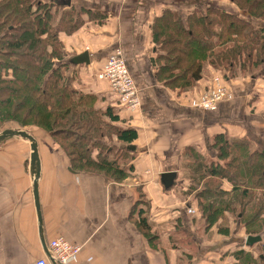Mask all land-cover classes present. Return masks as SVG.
I'll return each instance as SVG.
<instances>
[{
	"label": "crops",
	"instance_id": "0c3cea01",
	"mask_svg": "<svg viewBox=\"0 0 264 264\" xmlns=\"http://www.w3.org/2000/svg\"><path fill=\"white\" fill-rule=\"evenodd\" d=\"M65 2L62 0L64 8L72 6L85 12L80 29L70 35L59 33L64 55L66 59L83 51L89 55L88 64L70 65V82L77 91L92 94L95 107L109 108L117 115L116 124L135 129L137 137L130 143L134 147L130 150L132 169L120 181L100 172L74 171L46 132L39 128L27 130L37 142L40 160L39 225L28 143L23 139L17 144L10 137L0 141V264H31L39 257L53 261L48 242L56 236L80 246L70 264L233 261L223 251L234 244L238 247L239 237H233L239 230L238 222L231 224L229 236L220 235L215 227L208 229L211 236L198 235L193 223L200 215L185 170L189 153L216 158L212 141L219 134L246 140L252 149L264 148V79L249 72L223 78V71L206 64L191 87L179 89L157 75V57L162 52L152 42L150 27L154 19L164 9L176 11L185 19L191 10L203 11L210 0ZM88 11L101 17L90 19ZM117 46L137 89L140 105L133 112L120 106L108 83L97 77ZM214 75L222 76L231 93L229 99L210 110L193 106L203 93L214 88ZM168 171L174 176L165 185L161 174ZM222 188H231L226 179ZM138 208L157 234L152 243L137 226ZM198 223L200 231L204 230Z\"/></svg>",
	"mask_w": 264,
	"mask_h": 264
},
{
	"label": "trees",
	"instance_id": "16d2710c",
	"mask_svg": "<svg viewBox=\"0 0 264 264\" xmlns=\"http://www.w3.org/2000/svg\"><path fill=\"white\" fill-rule=\"evenodd\" d=\"M210 1L185 19L164 9L150 27L152 42L162 52L157 75L172 88L191 87L206 64L223 71V78L249 72L264 79V0ZM215 1L226 2L232 10ZM62 6V0H0V126L42 129L72 170L100 172L120 181L132 169L129 146L137 134L116 124L118 117L109 108L95 107L92 94L72 86L71 56L66 59L58 36L80 29L85 11ZM87 14L90 19L101 17ZM212 144L215 159L189 153L185 170L201 223L229 232L224 224L234 217L244 235H258L264 230V154L246 140L223 134L213 137ZM225 179L229 190L222 188ZM142 212L138 208L136 223L152 243L157 234ZM259 248L261 253L234 250L232 264H264V238Z\"/></svg>",
	"mask_w": 264,
	"mask_h": 264
},
{
	"label": "built area",
	"instance_id": "2783aa9c",
	"mask_svg": "<svg viewBox=\"0 0 264 264\" xmlns=\"http://www.w3.org/2000/svg\"><path fill=\"white\" fill-rule=\"evenodd\" d=\"M122 50L115 47L106 59L101 71L97 74L98 79L108 83L111 92L116 94L119 105L126 111L133 112L139 108L140 102L133 78L127 71ZM222 76H214L212 82L214 88L203 93L193 104L199 108H209L216 102L230 97V91L222 81ZM52 260L47 257H39L31 264H70L80 251V246L69 242L63 236H56L48 242Z\"/></svg>",
	"mask_w": 264,
	"mask_h": 264
},
{
	"label": "water",
	"instance_id": "95a60500",
	"mask_svg": "<svg viewBox=\"0 0 264 264\" xmlns=\"http://www.w3.org/2000/svg\"><path fill=\"white\" fill-rule=\"evenodd\" d=\"M69 0L65 2L66 5H69ZM72 64H88L89 63V55L87 51L81 52L78 55H75L70 58L69 60ZM20 137L27 141L30 148V154H29V172L32 179V194H33V200L34 205L37 213L38 218V224L41 225V215H40V206L38 202V177H39V171H40V160L38 155V149H37V142L34 139V137L25 130L21 129H4L0 132V141L4 140L8 137ZM130 150L134 149L132 145L129 146ZM261 152L264 154V148L261 150ZM174 173L173 172H164L161 174V180L165 185H169L171 179L173 178ZM261 235H246L244 244L247 246H251L257 242L261 241ZM42 241V240H41ZM43 247L46 250V254L49 255V252L47 251V248L45 244L43 243Z\"/></svg>",
	"mask_w": 264,
	"mask_h": 264
},
{
	"label": "rangeland",
	"instance_id": "374dc122",
	"mask_svg": "<svg viewBox=\"0 0 264 264\" xmlns=\"http://www.w3.org/2000/svg\"><path fill=\"white\" fill-rule=\"evenodd\" d=\"M226 2H222L221 4L220 3H218V2H214V5H220V6H224L225 8H227V9H229V10H232L231 8H229V6H227L226 4H225ZM214 76H216V75H214ZM213 76V77H214ZM212 77V78H213ZM225 84V83H224ZM225 86H226V84H225ZM227 88H228V86H226ZM229 90V89H228ZM229 98H224V99H222V100H220V101H218V102H216L213 106H211V107H209V108H202V109H204V110H210V109H213L216 105H218V103H220V102H222V101H225V100H228ZM193 106H194V104H192ZM15 129V126H10V125H7V124H3V125H1L0 126V132L2 131V130H4V129ZM31 129H33V128H31ZM28 130H30V128L28 129ZM43 131V130H42ZM45 132V131H44ZM48 134V133H47ZM48 137H49V135H48ZM11 139H13V142L14 143H17V144H21V143H23V139L22 138H20V137H10ZM50 138V137H49ZM50 141L52 142V143H54L52 140H51V138H50ZM27 145V144H26ZM27 146H29V144L27 145ZM60 149V151H61V153L64 155V157H65V154L63 153V151L61 150V148H59ZM66 158V157H65ZM67 160V159H66ZM141 206V205H140ZM143 207L145 208L146 207V204H143ZM228 221H226V223L224 224V225H228L229 226V229H230V227H231V224H234V223H236L237 222V220L236 219H234V217H228V219H227ZM198 221L201 223V219L199 218V220H198V218H196V220H194V222L195 223H193L194 225V229H195V227H196V230H195V232H197V233H199L198 235H203V236H211V232H208V229H206V228H204V226H203V224H202V226H203V228H204V230L203 229H201L202 231H200V225H199V223H198ZM238 228H239V230H238V232H235V233H233V235L234 234H236L238 237H239V244H238V247L236 248L235 247V244L233 245V247L232 248H229V249H226V248H224V251H223V255L224 256H229V257H233V261L232 260H229V262H225V263H223V264H232V263H234L235 261H236V259H235V257H234V255H233V253H234V250H236V249H244V250H253L254 252H259V253H261V251H260V248H259V244H260V242H257V243H255V244H253V245H251V246H247V245H245L244 244V240H245V237H246V235H244V232H243V227H242V225H241V223H240V221H238ZM233 227H234V225H233ZM228 229V228H227ZM206 231V232H205ZM217 232V231H216ZM219 233V232H218ZM220 235H224V236H229V234H231V232L229 231V232H227V231H222V233H219ZM260 235H261V240H263V238H264V230H261V232L259 233ZM233 237H235V235L233 236ZM51 240V239H50ZM222 253V252H221Z\"/></svg>",
	"mask_w": 264,
	"mask_h": 264
}]
</instances>
